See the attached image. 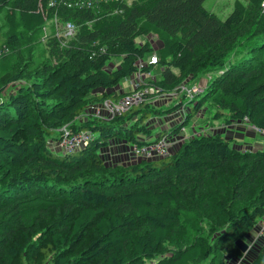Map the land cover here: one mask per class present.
<instances>
[{"label":"trees","instance_id":"1","mask_svg":"<svg viewBox=\"0 0 264 264\" xmlns=\"http://www.w3.org/2000/svg\"><path fill=\"white\" fill-rule=\"evenodd\" d=\"M205 1L0 0V264H227L252 235L250 264H264V148H239L243 133L189 137L169 156L128 165L104 155L115 140L142 146L180 133L208 99L206 122L264 129V0H236L226 19ZM154 52L157 63L140 69ZM156 66L148 85L158 94L213 77L167 108L87 117L127 94L113 90L122 80ZM182 106L173 127L146 125ZM66 128L91 138L59 150Z\"/></svg>","mask_w":264,"mask_h":264},{"label":"rangeland","instance_id":"2","mask_svg":"<svg viewBox=\"0 0 264 264\" xmlns=\"http://www.w3.org/2000/svg\"><path fill=\"white\" fill-rule=\"evenodd\" d=\"M235 1L236 0H206L204 2V6L207 10L215 13L221 19H226L229 16V14L232 12ZM241 1L246 2V0H241ZM55 30H56L55 32L56 34L61 33L60 25L58 23L55 26ZM52 32H53V29L51 28V26H47V29H45L46 36L48 37L50 34H52ZM62 32L66 33L64 25L62 26ZM148 40L150 42V45L154 48V50H158L161 47V43L158 39L152 38L150 40L148 38ZM154 54L156 53L154 52ZM151 56H147L145 59H143L144 62H149V60L151 59ZM119 61H120L119 59L112 60L110 64L108 65V67L113 68V66L116 65V63H118ZM141 62L142 60L139 61L138 63L139 67H140ZM160 72H161V67L156 66L152 69L149 76H142V82H141L140 87L143 89L147 88L148 93L143 98V101L137 104H134L132 108L138 105H141L142 103L149 104L150 106H156L157 108H167L175 102V99L180 98V96H183V94H186L192 97L198 92L203 91V89L207 87L208 81L212 79L213 77V75L210 73L205 74V76L201 77V79L197 82V88H199L197 92L190 91L195 87L187 89L186 86H189V85L182 84L180 85L181 86L180 90L178 89V90H175L174 92H167V93L165 92L162 94H158L157 90H155L152 87H149L148 83H149V80L151 81V80L156 79L159 76ZM134 75L122 80L120 84L113 90H116L119 93L126 92L127 94L134 92L137 87L136 81L133 78ZM194 85H196V82L192 84V86ZM113 102L115 101H112L111 99H109L101 103L100 102L94 103V105L89 107V109L87 110V114H86L87 117H98L101 119L110 120L111 117H110V112H109V108L107 105L112 104ZM208 103H209V99L208 101L204 103V107L202 111L199 113V116H196V115L192 116L189 122L180 131V133L162 137V138H167L171 143L170 154L173 151H176L177 149H179L180 145L184 143V141L187 138L201 135V134H212V133H221L222 135H225L227 137H233L238 133H243L244 136L242 137V139H239L240 141L237 139L236 141L237 143L241 144L240 145L236 143V145L239 148H243V147L252 148L254 150L264 148V132H260L254 129V127H257L259 129H262V128L248 122L247 120H244L239 123L231 124L230 126L226 125V123L221 120H215V121L207 120L206 122L204 118V114H205V109L208 108ZM186 111H187L186 106H182L176 111L169 113L165 116H156V117L149 119L146 122V125L150 126L151 129L154 131V133L157 134L163 129H169L173 127L176 123L175 121H177L180 117H183ZM262 130L264 131V129ZM68 134L69 132L66 128L65 130H63V136L61 137V139L63 137L66 138L65 135H68ZM162 138L158 139L155 136H152V137L150 136L148 138L145 137V141H149V142L146 144H143L142 146H148V147L155 146L158 144V141L161 140ZM59 142L60 140L58 141V143ZM57 144H56V147H57ZM132 148H133L132 144L126 142L125 140L119 139V140L113 141L109 145V147H107L104 155L107 157V159L109 160L108 162L111 165H118V164L128 165V164H133V163H139L142 160L157 159L156 156L146 157V156L137 155L132 152ZM57 149L62 150L60 147H57ZM161 157H165V156H161ZM258 225H259V228L261 226V229H262L263 219L258 222ZM252 237L253 235L251 236V238ZM251 238L248 237L244 242H238V245L240 246L241 251L244 253V256L242 258L227 257L226 258L227 264H250L251 263V261L255 258V255H256L254 253H249V251L251 250V246H252Z\"/></svg>","mask_w":264,"mask_h":264},{"label":"built area","instance_id":"3","mask_svg":"<svg viewBox=\"0 0 264 264\" xmlns=\"http://www.w3.org/2000/svg\"><path fill=\"white\" fill-rule=\"evenodd\" d=\"M107 1L109 0H69V2L67 3V7L70 9L71 8L91 9L95 5L96 6L99 5L100 2H107ZM54 4H55L54 1L50 3V5H54ZM65 30H66V34L68 36H71L75 30L73 23H67L65 25ZM157 61H158V57L156 54H154L151 56L149 62H144V60H142V62L140 63V69L144 67V64L145 66H148L150 64L157 63ZM149 75L150 73H143L141 72V70H139V72H137L134 75L133 78L136 81V85H137L136 90L134 92H131L130 94L121 97L118 101L107 105L109 108L110 117L120 116L122 114H125L133 107L134 104L143 101V98L148 93V89L147 88L143 89L140 87L142 82V76H149ZM198 90L199 88L195 87L190 91L197 92ZM254 129L260 132H264L262 129H259L257 127H254ZM65 137L66 138L63 137L60 140V142L57 144V147H60L62 150L65 151H70L80 147L81 145L87 144L91 138V134L88 131H80L75 133L74 135L73 134L71 135L69 133L68 135H65ZM170 148H171L170 141L167 138H162L161 140L158 141L157 145L151 147L133 145L132 152L141 156H146V157L156 156V158H158L161 156H168L170 154ZM262 219H263V227L261 229L260 226V231H259L260 236H264V216L261 218V220Z\"/></svg>","mask_w":264,"mask_h":264},{"label":"clouds","instance_id":"4","mask_svg":"<svg viewBox=\"0 0 264 264\" xmlns=\"http://www.w3.org/2000/svg\"><path fill=\"white\" fill-rule=\"evenodd\" d=\"M264 6V5H263ZM154 55V54H153Z\"/></svg>","mask_w":264,"mask_h":264},{"label":"water","instance_id":"5","mask_svg":"<svg viewBox=\"0 0 264 264\" xmlns=\"http://www.w3.org/2000/svg\"><path fill=\"white\" fill-rule=\"evenodd\" d=\"M240 247V246H239Z\"/></svg>","mask_w":264,"mask_h":264}]
</instances>
